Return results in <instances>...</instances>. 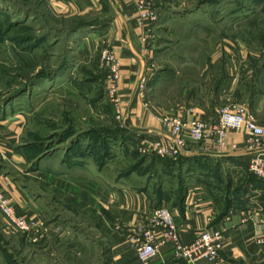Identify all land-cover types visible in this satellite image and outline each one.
Wrapping results in <instances>:
<instances>
[{
	"label": "crops",
	"instance_id": "0c3cea01",
	"mask_svg": "<svg viewBox=\"0 0 264 264\" xmlns=\"http://www.w3.org/2000/svg\"><path fill=\"white\" fill-rule=\"evenodd\" d=\"M41 3L52 26L85 23L87 28L78 32L79 36L87 33V43L107 49L119 59L118 109L114 108L112 114L121 133L115 142L118 146H135L138 153H133L134 158L142 155L148 163L137 162L112 174L108 168L111 158L97 159L90 151L72 153L48 172L44 183L43 175L36 173L35 181L38 178L40 187L35 182L32 187L21 171L28 165L31 154L26 146L27 135L35 133L28 129L31 115L22 110L18 114L1 113L0 193L18 215L26 214L36 223L32 232L19 235L25 240L33 237L35 244H41L51 224H63L66 228L73 223L69 217L61 223L59 215L52 216L61 207L72 214L81 212V224L87 232L94 229L101 234L105 264H141L128 240L136 228L150 227L154 209L165 207L173 215L179 240L184 245L193 242L203 229L223 231V250L214 264H264V186L250 182L249 178L255 176L247 166L251 160H264V137L259 146H254L244 131L230 132L228 143L237 148L223 153H218L209 141L187 143L180 156L170 160L175 163L170 167L164 163L166 158L147 149L153 141L169 139L160 122L163 114L209 122L220 107L238 103L245 105L264 127V72L256 67L254 71L243 69L225 58L228 62L224 71L206 77L205 86L191 91L185 102H180L183 96L180 95L176 105L169 99L160 105L155 97L160 78L152 75L154 56L149 48L152 24L144 27L129 1L41 0ZM210 57L209 68L218 69V55ZM144 77L150 83L141 94L139 85ZM2 229L10 231L0 214V238ZM146 264L189 263L173 259L166 246Z\"/></svg>",
	"mask_w": 264,
	"mask_h": 264
},
{
	"label": "rangeland",
	"instance_id": "374dc122",
	"mask_svg": "<svg viewBox=\"0 0 264 264\" xmlns=\"http://www.w3.org/2000/svg\"><path fill=\"white\" fill-rule=\"evenodd\" d=\"M150 3L158 12L149 39L152 75L160 78L155 88L158 104L169 99L174 106L180 95L185 102L191 91L205 86L206 77L224 71L228 61L264 72V0ZM23 4L0 0V114L22 110L31 115L28 129L35 133L27 135L31 154L21 170L26 183L40 187L36 175L42 174L44 183L53 167L77 152H93L97 159L107 152L112 174L137 162L147 165L142 155L134 158L135 146L115 142L118 127L101 63L104 49L87 43V33L70 36L68 27L52 26L41 0L27 8ZM215 55L218 69H210V56ZM47 193L51 195L50 188ZM57 215L61 223L66 217L73 223L66 228L51 224L43 246L33 237L25 240L2 229L0 264H105L101 234L87 232L81 212L57 207L52 216Z\"/></svg>",
	"mask_w": 264,
	"mask_h": 264
},
{
	"label": "built area",
	"instance_id": "2783aa9c",
	"mask_svg": "<svg viewBox=\"0 0 264 264\" xmlns=\"http://www.w3.org/2000/svg\"><path fill=\"white\" fill-rule=\"evenodd\" d=\"M135 9L137 18L144 27H149L158 20V12L151 6L150 0H127ZM101 63L106 73V90L110 102L118 109V82L121 77L119 59L109 50L101 53ZM148 78L144 77L139 85L141 94L145 93ZM162 126L168 131L169 139L151 142L147 149L160 158L176 160L187 143L200 144L209 141L218 153L236 150L237 145L228 143L230 132L244 131L249 135L248 142L259 146L264 137L261 127L245 105L230 103L220 107L211 121L201 118L185 119L181 115L163 114L160 117ZM249 171L259 180L264 181V160L254 159L248 163ZM0 214L8 229L17 234L32 232L36 223L28 215H18L7 197L0 193ZM150 227L136 228L128 240L135 251L136 259L146 264L168 247L172 258L189 264L200 262L214 264L223 250L224 235L221 229H203L190 244L180 242L178 228L173 215L165 207L154 209L150 214Z\"/></svg>",
	"mask_w": 264,
	"mask_h": 264
},
{
	"label": "trees",
	"instance_id": "16d2710c",
	"mask_svg": "<svg viewBox=\"0 0 264 264\" xmlns=\"http://www.w3.org/2000/svg\"><path fill=\"white\" fill-rule=\"evenodd\" d=\"M32 1L33 0H24V4L22 6H24V7L27 8V6H30L31 5ZM41 6H42V3H41ZM45 13L48 14V12H45ZM85 28H87V25L85 23H80V24L78 23V24L72 25V27H68L67 32H68V35L75 36V35L78 34V32L82 31ZM120 133H121V131L118 129L117 132L114 134V137H115L116 140H117V138H119ZM107 155H108L107 152H105V153L102 154V157H106ZM153 159H154V161L158 160L156 157H153ZM139 163L140 162H138V164ZM164 163L166 164V167H170V166L175 165V163H173L172 161H170V159L164 160ZM137 166H138L137 168H140L141 164L140 165H137ZM249 179H250V182L253 183V184H255L256 186H264V181L257 180L253 176H251Z\"/></svg>",
	"mask_w": 264,
	"mask_h": 264
}]
</instances>
